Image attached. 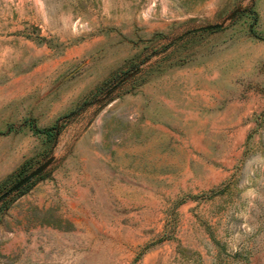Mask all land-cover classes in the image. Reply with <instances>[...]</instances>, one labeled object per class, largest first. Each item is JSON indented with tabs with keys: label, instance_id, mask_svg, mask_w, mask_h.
Listing matches in <instances>:
<instances>
[{
	"label": "rangeland",
	"instance_id": "1",
	"mask_svg": "<svg viewBox=\"0 0 264 264\" xmlns=\"http://www.w3.org/2000/svg\"><path fill=\"white\" fill-rule=\"evenodd\" d=\"M48 156L0 264H264V0H0V194Z\"/></svg>",
	"mask_w": 264,
	"mask_h": 264
},
{
	"label": "water",
	"instance_id": "2",
	"mask_svg": "<svg viewBox=\"0 0 264 264\" xmlns=\"http://www.w3.org/2000/svg\"><path fill=\"white\" fill-rule=\"evenodd\" d=\"M240 11L239 8H235L232 10L225 18V20L231 19L233 16H235L236 13ZM224 20V21H225ZM224 21L220 23H215V24H208L202 27L197 28V30H212V29H218L224 25ZM123 79L119 80L121 82ZM113 88H110L109 91L106 92V95L109 94V92ZM53 160V156H48L43 162H41L37 167H35L33 170L25 174L22 178L17 180L14 184H12L9 188H7L4 192L0 194V201L7 197L9 194L12 192L16 191L19 189L21 186H23L25 183H27L30 179L33 177L37 176L40 174Z\"/></svg>",
	"mask_w": 264,
	"mask_h": 264
},
{
	"label": "trees",
	"instance_id": "3",
	"mask_svg": "<svg viewBox=\"0 0 264 264\" xmlns=\"http://www.w3.org/2000/svg\"><path fill=\"white\" fill-rule=\"evenodd\" d=\"M51 130H54V128H47L44 130H38L35 129L36 132H43V133H49ZM61 219L60 218H56L53 216H50L48 212H44L41 217L38 220V224H42V225H48V226H52L55 228H61ZM64 223V222H63Z\"/></svg>",
	"mask_w": 264,
	"mask_h": 264
}]
</instances>
